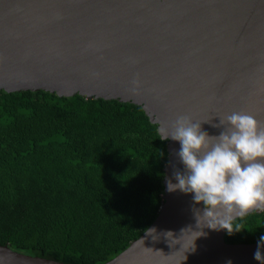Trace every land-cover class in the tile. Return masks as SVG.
<instances>
[{
  "label": "water",
  "instance_id": "95a60500",
  "mask_svg": "<svg viewBox=\"0 0 264 264\" xmlns=\"http://www.w3.org/2000/svg\"><path fill=\"white\" fill-rule=\"evenodd\" d=\"M0 90L134 103L167 137L157 217L102 264H260L257 241L228 243L192 193L165 184L184 171L170 138L178 117L210 136L233 112L264 128V0H0ZM0 264L68 263L0 244Z\"/></svg>",
  "mask_w": 264,
  "mask_h": 264
},
{
  "label": "trees",
  "instance_id": "16d2710c",
  "mask_svg": "<svg viewBox=\"0 0 264 264\" xmlns=\"http://www.w3.org/2000/svg\"><path fill=\"white\" fill-rule=\"evenodd\" d=\"M168 154L134 103L0 90V244L68 264L109 261L157 217ZM230 226L228 243H253L264 210Z\"/></svg>",
  "mask_w": 264,
  "mask_h": 264
},
{
  "label": "clouds",
  "instance_id": "9594fccd",
  "mask_svg": "<svg viewBox=\"0 0 264 264\" xmlns=\"http://www.w3.org/2000/svg\"><path fill=\"white\" fill-rule=\"evenodd\" d=\"M225 123L226 131L210 136L200 122L187 116L176 119L170 138L179 142L176 155L184 171L174 170L175 183L166 180L165 187L167 191L192 193V200L204 206L202 212L194 209L196 216L199 212L207 227L231 234L234 216L264 206V128L252 115L240 112L220 118L219 125L213 126ZM262 248L264 234L253 252V259L260 264H264Z\"/></svg>",
  "mask_w": 264,
  "mask_h": 264
}]
</instances>
